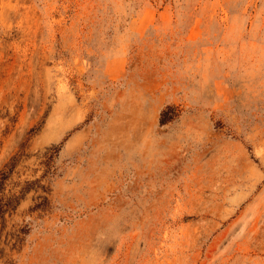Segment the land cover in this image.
<instances>
[{"label":"rangeland","instance_id":"rangeland-1","mask_svg":"<svg viewBox=\"0 0 264 264\" xmlns=\"http://www.w3.org/2000/svg\"><path fill=\"white\" fill-rule=\"evenodd\" d=\"M3 173L0 264H264V0H0Z\"/></svg>","mask_w":264,"mask_h":264},{"label":"trees","instance_id":"trees-1","mask_svg":"<svg viewBox=\"0 0 264 264\" xmlns=\"http://www.w3.org/2000/svg\"><path fill=\"white\" fill-rule=\"evenodd\" d=\"M172 108L168 107L167 110H164L162 112V118H161V123L164 124L166 123L167 121H170L172 120L173 117H169V112L171 111ZM7 179V173H3L1 176H0V186L4 184L5 180ZM3 215V206L2 204L0 203V218L1 216Z\"/></svg>","mask_w":264,"mask_h":264}]
</instances>
